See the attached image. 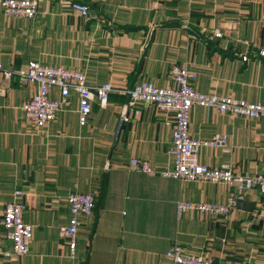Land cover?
<instances>
[{"label": "crops", "instance_id": "crops-1", "mask_svg": "<svg viewBox=\"0 0 264 264\" xmlns=\"http://www.w3.org/2000/svg\"><path fill=\"white\" fill-rule=\"evenodd\" d=\"M3 1L0 252L12 249L2 218L16 191L35 236L27 256H0V264H172L167 253L176 243L212 264H264V194L243 193L228 217H179V201L225 204L234 188L130 171L133 157L159 171L172 166L173 119L151 105L132 107L119 92L143 81L173 87L177 65L196 74L192 85L200 93L264 104V60L256 56L264 48V0H39L34 19L3 15ZM73 1L96 19L72 9ZM30 61L81 70L90 87L111 82L117 92L105 108L93 103L85 126L71 94L57 119L37 131L23 112L37 86L2 79L3 70L15 73ZM50 96L59 99V90ZM190 129L193 138L229 136L227 148L201 150L203 164L241 175L264 172L263 119L197 106ZM77 191L95 195L96 207L82 219L72 259L60 228L71 219L66 198Z\"/></svg>", "mask_w": 264, "mask_h": 264}, {"label": "built area", "instance_id": "built-area-1", "mask_svg": "<svg viewBox=\"0 0 264 264\" xmlns=\"http://www.w3.org/2000/svg\"><path fill=\"white\" fill-rule=\"evenodd\" d=\"M39 0H4L1 2L3 15L13 19H34L37 16ZM71 8L86 16L88 20L96 19L90 13V7L73 1ZM216 38L222 34L216 30ZM257 58L264 60V48L256 53ZM249 61L248 56H243ZM26 68L18 72L2 71L4 83L11 81L15 76L20 88L35 84L36 94L23 106L24 116L31 122L37 131H41L57 119V114L62 106L69 102L71 94L79 98V123L85 126L90 118L95 101L105 108L109 101V95L117 92L111 82L99 87L88 85L86 74L78 69H68L63 66H47L40 62L30 61ZM175 86L161 88L150 81L136 84L132 89L119 91L130 97L129 105L132 107L151 105L159 111L170 114L173 119L172 166L161 171L155 169L146 160L133 157L129 160L128 168L132 172L146 174L149 177H163L182 182H202L225 184L234 188L230 192L227 203H192L179 201L177 214L192 212L199 214L201 218L228 217L235 210L239 201L243 200L247 191L259 190L264 194V172L258 174L241 175L235 173L229 167H210L200 162V152L203 148H227L229 136L214 134L211 139H199L191 136V117L194 107L207 110H217L222 114H230L236 117L250 120H264V104L250 103L246 100H238L233 97H222L214 94L198 92L192 82L196 80V74L187 68L175 66L171 72ZM59 90V99H52L53 90ZM125 121L127 118L124 119ZM22 192L16 191L14 199L9 201L3 212V227L5 236L12 242L10 252H0V256L11 259L13 256H27L30 245L34 239V226L26 222L25 205L19 201ZM70 221L61 226L60 234L66 239L70 256H76L78 233L83 224V217H91L95 211L96 199L92 193L72 192L67 198ZM172 264H212L203 254L192 255L185 251L179 244H174L167 253Z\"/></svg>", "mask_w": 264, "mask_h": 264}]
</instances>
